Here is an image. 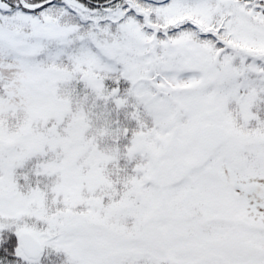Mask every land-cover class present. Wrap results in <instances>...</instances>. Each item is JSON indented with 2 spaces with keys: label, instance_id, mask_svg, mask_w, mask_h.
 Wrapping results in <instances>:
<instances>
[{
  "label": "snow or ice",
  "instance_id": "6c2138e0",
  "mask_svg": "<svg viewBox=\"0 0 264 264\" xmlns=\"http://www.w3.org/2000/svg\"><path fill=\"white\" fill-rule=\"evenodd\" d=\"M0 264H264V0H0Z\"/></svg>",
  "mask_w": 264,
  "mask_h": 264
}]
</instances>
